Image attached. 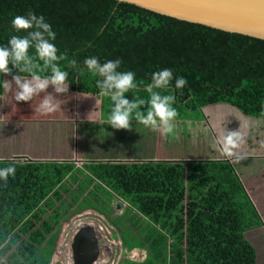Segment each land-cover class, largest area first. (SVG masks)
Segmentation results:
<instances>
[{"label": "trees", "instance_id": "trees-1", "mask_svg": "<svg viewBox=\"0 0 264 264\" xmlns=\"http://www.w3.org/2000/svg\"><path fill=\"white\" fill-rule=\"evenodd\" d=\"M30 10L45 17L59 53L67 56L59 63L69 74L70 92L101 97L96 87L100 77L83 60L119 58L120 71L136 73L137 88L125 94L130 101L148 100L151 74L167 68L173 81L157 91L174 96L176 120L216 104L264 118L262 40L115 0H0V45H7L12 35H26L14 32L11 20ZM29 53L34 56V49ZM73 59L80 71L69 67ZM5 77L12 78L0 74V82ZM175 77L186 78L187 85L176 89ZM102 101L110 117L112 101ZM140 111L146 113L147 106ZM8 166L16 171L7 184L0 180V264H48L65 216L90 208L109 214L114 200L126 208L112 223L124 226L120 233L128 252H145L139 264H264V254L260 251L257 261L244 237L253 228L249 222L260 221L227 163H89L79 170L70 162H0V168ZM250 211L251 220L246 217Z\"/></svg>", "mask_w": 264, "mask_h": 264}, {"label": "crops", "instance_id": "crops-1", "mask_svg": "<svg viewBox=\"0 0 264 264\" xmlns=\"http://www.w3.org/2000/svg\"><path fill=\"white\" fill-rule=\"evenodd\" d=\"M47 89L48 92L54 90L51 85ZM71 93L74 100V105H72L71 108L67 109L68 112L65 111V113H62L65 110V108H62L61 112L59 111V113H56L55 111L49 114H38V116L40 117L37 116V120L33 123L41 125H35L34 129L29 126L33 123L26 121L25 118L19 120V123L22 125L20 128H6V130L10 132L11 140L16 137H22L23 140H27V142L21 145L18 150V156H25V152H29V156H25L28 157V159L23 161L46 162L39 160V157L43 154V147H40L42 144V141L40 140L41 138L45 139L44 144L46 146H51L52 148H54V150H56V163L70 162L73 164V166H75V169L78 167H82L84 163H125L128 165L157 161L227 163V165H229L232 169L233 174L236 176L238 182L240 183L245 196L251 203V206L253 207L256 216L261 223H258L256 220L249 222L253 228L247 230L244 233V237L247 234H251V240L259 243V246L261 247L260 251L264 254V214H262V212H264V118H256L243 115L244 117L250 118L253 122L246 120V122L248 123L238 124L246 118L238 116L237 110L228 104H216L203 107L204 113H202V115L205 123H203L202 126H206V131L208 133H211L210 136L215 142L213 147L214 150L213 148L204 146L206 150L201 148L200 151L197 152L198 145H192V147L190 145L188 149L195 150V153L189 154L186 151L187 154L190 155V157L187 156L185 158L186 160L180 159L166 161L160 158L161 156L159 155V148L154 151L148 145H146L149 140L148 138H150L149 134L152 136V130L147 131V129L150 128L145 127L137 120L131 121L132 127L133 125H142V128L140 129L142 133V135L140 136L141 144L139 141L136 147H133L132 149L125 148V137L133 134L134 129L132 128L131 131H128L112 128L108 124L109 117L105 112L102 97L81 95L73 92ZM52 94L54 95V92ZM77 94L80 95V97H84L80 99V101H84V103L82 102L84 104L83 107L78 108V100L76 98ZM40 96L43 97V94H40ZM39 103L40 98L37 97V100L33 103V106L36 107L32 109L33 112L38 111L37 107ZM29 107L32 108V106ZM29 107H24L26 108L27 114ZM83 108L86 113L83 112ZM206 109H208V112H205ZM60 114L63 117H59ZM230 117H232V120L235 119V122L231 124L232 131L241 132L243 137H248L249 135L250 140L248 144H240V146L234 150L235 154L233 156H226L223 153L220 138L225 127L227 128L226 132L228 131ZM213 118L215 119V123H213ZM196 120L199 121V119ZM186 123L187 125H193L189 124L190 122L187 120V118L182 117L181 119L176 120V127L181 125L182 128H184L183 126ZM84 124H86V127ZM195 124L196 123H194V125ZM83 126L86 129L84 128V132L81 133ZM203 129L205 131V128ZM187 130H185L186 133ZM110 131H113L118 137V144L113 141V136ZM196 132H198L197 129H195V133ZM31 137L34 138L31 139ZM187 137L190 138L188 135ZM28 139H30V141ZM185 142L188 145L189 140H186ZM143 143H145V146ZM33 145L35 146V149L30 150V146L34 147ZM37 146H39L38 149H36ZM137 156H147L154 159L145 160L137 158ZM61 190L63 191V189ZM63 196V199L69 201V197ZM56 202H58V200H56ZM98 217L101 219V224L103 227V225L106 224L105 218L100 215H97L95 217L97 227L98 223H100ZM246 217L251 220L253 217V212H248ZM82 222H80L79 224H82ZM61 223L62 224L59 228V232H56V241L54 243L55 245L53 246L50 261L48 262V264H53V257L56 253V250L63 244L61 243L62 238H64L66 235L68 236L69 223L68 221H66V216L64 218V221H62ZM69 234L71 239L72 232L69 231ZM67 236L65 237L66 239ZM121 238V233L117 231L114 233V237L112 236V233L109 237L106 233L103 232L102 229H98L93 236L94 241L93 243H91V245L94 244L99 248L101 256L104 240L108 241L109 239H111L113 242L119 241L120 249H124L128 252V250L123 247ZM247 241L255 249L253 243L249 240ZM136 250L141 251L139 249L133 248L129 252H134ZM141 252L144 253L145 259V252ZM121 259L122 255L119 260L121 261ZM128 261L131 262L130 264L140 263L139 261ZM99 262H101V257ZM122 263L127 264L126 261H122Z\"/></svg>", "mask_w": 264, "mask_h": 264}, {"label": "clouds", "instance_id": "clouds-1", "mask_svg": "<svg viewBox=\"0 0 264 264\" xmlns=\"http://www.w3.org/2000/svg\"><path fill=\"white\" fill-rule=\"evenodd\" d=\"M11 27L14 32H25L26 35H12L7 45H0V74L11 75L12 79L0 82L5 94L11 96L15 102H30L34 97L45 93L38 104L37 110L43 114L55 112L60 108L57 98L53 94H47L46 89L51 85L54 93L66 94L69 83L68 72L62 70L60 61L66 60L65 53H59L54 44L55 32L51 25L46 22L43 15H37L28 11L26 15H16L11 20ZM34 49L35 55H30L29 50ZM42 62V65L41 63ZM122 61L117 58L100 63L98 57H87L83 65L89 72L100 77L96 81L99 96L108 97L113 107L110 112L108 124L117 130H132V114L135 112V119L145 127L159 132L167 137L172 134L176 127L177 110L173 107L175 98L172 95H162L159 89H167L173 81L174 74L171 69H161L151 74V82L146 85L145 90L150 94L148 100L130 101L125 94L137 88L136 73L134 71H120ZM11 65V68L9 67ZM69 67L80 71L75 59L69 62ZM12 69L18 70L19 74H12ZM50 72L48 75H41V72ZM27 73L28 75H23ZM187 85L184 77H175V88L183 89ZM3 100V96H0ZM147 106L146 113L140 111L142 106ZM223 153L226 156H233L234 150L243 142L239 131H223L220 138ZM15 167L8 166L0 168V180L8 183L9 177H15ZM80 214L83 217L82 224H78L72 232L70 239V258L72 262L71 241L74 233L81 227H89L90 232L98 230L95 212ZM123 214V213H122ZM121 214V215H122ZM90 223V224H88ZM113 227V226H112ZM118 228V227H117ZM117 231L118 229L112 228ZM127 252V251H126ZM100 262L98 261L97 264Z\"/></svg>", "mask_w": 264, "mask_h": 264}, {"label": "rangeland", "instance_id": "rangeland-1", "mask_svg": "<svg viewBox=\"0 0 264 264\" xmlns=\"http://www.w3.org/2000/svg\"><path fill=\"white\" fill-rule=\"evenodd\" d=\"M10 79H12V78H9V77L4 78V80H9V81H10ZM53 92H54V90H51L48 92V89H46L47 94H52ZM41 94H43V96L45 95V93H41ZM0 96H3V100H0V162H12L13 161L16 164L24 163L26 161H23V160L28 159V157H25V156H29V152H25V156H18V154H19L18 150H19L21 145H23L27 142V140H23L22 137H20V138L16 137V138L11 140L10 132L8 130H6V128L7 127L9 129L20 128L22 125L19 123V120L22 118H25L26 121L32 122V123L34 121H36L38 114H41L40 111L33 112V110H32V109L36 108L33 106V103H34V101L37 100V97H34L30 102H27V103L26 102H15L14 100L13 101L11 100V96L9 94H5L4 88H3V93ZM54 96H56V98L58 99L57 103L60 105V108L56 110V113H59V111L61 112L62 108H65V110L62 113H65V111L68 112L67 109L71 108L72 105H74V100L72 97V93L70 91H68L66 94H59V95L54 93ZM76 96H77L76 98L78 100V108L83 107L84 101H82V100L80 101V99L84 98V97H80V95H78V94ZM38 98H40V100H41L43 97L39 96ZM29 106H32V108ZM24 107H29L28 114H27L26 108H24ZM83 112L86 113L84 108H83ZM205 112H208V109H206ZM237 112H238L237 113L238 116H242V118H246V119L242 120L241 122H239L238 124L248 123V122H246V120L253 122L250 118L244 117L243 114H241L238 110H237ZM202 113H204L203 108L198 109L195 112L190 111V112L183 113L182 115L185 118H187V120L190 122L189 124H193V125H187V123H186L183 126L184 128H182V126L179 125V126L175 127V129H177V130H174L173 133L169 134L167 137H164L159 132L152 130V136L153 137L149 134L150 138H148L149 140H148V143H146V145H148L154 151L157 148H159V155L161 156L160 158L163 160H166V161L180 160V159L186 160L185 158L187 156L190 157L189 154L195 153V150L188 149V147L190 145H191V147H192V145H198L197 146V152L200 151L201 148L206 150L204 148V146H207L209 148H213L215 142H214V140H212V137L210 136L211 133L210 132L208 133L206 131V129H207L206 126H204V125L202 126V124L205 123L203 120ZM38 117H40V116H38ZM59 117H63V116L60 114ZM231 118L232 117L229 118L230 123H229L228 131H232L231 124L233 122H235V119L232 120ZM196 119H199V121H197ZM181 123H184V122H181ZM194 123H196V124L194 125ZM213 123H215L214 118H213ZM35 125H41V124L33 123V124H30L29 126L34 129ZM84 125L86 127V124H84ZM85 127L83 126L81 133L84 132ZM132 128L134 129V133L125 137L126 138L125 148H128V149H132L133 147H136L137 144L139 143V141L141 144L140 136L142 135V133H141L140 129L142 128V125H133ZM203 128H205V131ZM195 129H197L198 132L195 133ZM149 130H151V129H147V131H149ZM185 130H187L188 134L185 132ZM224 130L226 131L227 128L225 127ZM144 131H146V130H144ZM110 132L112 133L113 141L118 144V140H117L118 137L116 136V134L113 131H110ZM187 135L190 138H188ZM242 137H243V135H242ZM32 138H34V137H31V139ZM139 138H140V140H139ZM28 140L30 141V139H28ZM40 140L42 141V144L40 147H43V154L39 157V160L56 163L55 162L56 161V150H54V148H52L51 146H46L44 144L45 139L40 138ZM186 140H189L188 145L185 142ZM249 140H250L249 135H248V137H243V142L241 143V145L248 144ZM143 144L145 146V143H143ZM67 147H68V145H67ZM38 148H39V146L36 147V149H38ZM31 149H35V146L34 147L30 146V150ZM213 150H214V148H213ZM186 151L189 154H187ZM190 151H191V153H190ZM32 153H33V151H32ZM137 158H141V159H145V160L146 159H154L152 157H147V156H145V157L137 156ZM87 164L88 163H84L82 165V167H78L77 169L82 170L83 166L87 165ZM108 207L111 208L109 214H107V212L105 210H103L102 213H99L92 208H90L88 210H84V211H86L85 213L95 212L98 215L104 217L106 224H104L103 227L101 224L102 221L98 217V220L100 221V223H98V227H99L98 229H102L103 232L106 233L109 237L111 236V233H112V236L114 237V233L116 231L113 230L112 228L114 227V228L118 229L117 232L120 233V232L124 231V226L118 227V224L112 223V220L115 218V216H119V217L121 216L124 209L126 208V205L125 204L120 205L117 203L116 200H114L113 202H111V204L108 205ZM84 211L69 214V216L67 217V220H66L69 223V225H68L69 231L73 232L75 230L76 225H78L80 222H82V219L84 216H81L80 214L84 213ZM262 214H264V212H262ZM88 224H90V223H88ZM245 238L253 243V245L255 247L256 254H257V261H258L259 255H260V249H261V247L259 246V243L251 240V234H247L245 236ZM102 251H101V262L99 264H124V263H122V261L132 260V261L141 262L144 260V253L143 252L137 251V250L134 252H126L124 249H120L119 241L113 242L111 239H109L108 241L104 240ZM121 255H122V259L120 261L119 259H120ZM69 258H70L69 249L67 247L61 246V247H59V249L57 250V252L55 253V255L53 257V264H56V263L57 264H71V262L69 261Z\"/></svg>", "mask_w": 264, "mask_h": 264}, {"label": "water", "instance_id": "water-1", "mask_svg": "<svg viewBox=\"0 0 264 264\" xmlns=\"http://www.w3.org/2000/svg\"><path fill=\"white\" fill-rule=\"evenodd\" d=\"M157 15L264 41V0H115ZM89 227L71 241L73 264H97L100 250Z\"/></svg>", "mask_w": 264, "mask_h": 264}, {"label": "built area", "instance_id": "built-area-1", "mask_svg": "<svg viewBox=\"0 0 264 264\" xmlns=\"http://www.w3.org/2000/svg\"><path fill=\"white\" fill-rule=\"evenodd\" d=\"M67 236V235H66ZM65 236V237H66ZM62 238V242L61 243H63L61 246H64V247H67L68 249H69V252H70V247H69V243H70V234H69V230H68V236H67V239L66 238ZM60 246V247H61ZM59 249V248H58ZM57 249V250H58ZM57 250H56V252H57ZM121 251V250H120ZM69 261L71 262V258H69Z\"/></svg>", "mask_w": 264, "mask_h": 264}, {"label": "bare ground", "instance_id": "bare-ground-1", "mask_svg": "<svg viewBox=\"0 0 264 264\" xmlns=\"http://www.w3.org/2000/svg\"><path fill=\"white\" fill-rule=\"evenodd\" d=\"M103 252V251H102Z\"/></svg>", "mask_w": 264, "mask_h": 264}]
</instances>
